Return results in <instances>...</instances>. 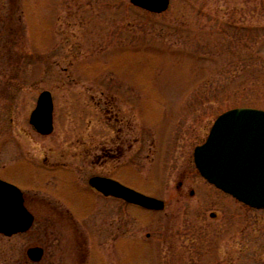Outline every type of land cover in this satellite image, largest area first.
Returning <instances> with one entry per match:
<instances>
[{"label": "rangeland", "instance_id": "1", "mask_svg": "<svg viewBox=\"0 0 264 264\" xmlns=\"http://www.w3.org/2000/svg\"><path fill=\"white\" fill-rule=\"evenodd\" d=\"M170 2L154 14L131 0H0V179L55 204L57 192L79 212L99 202L76 220L88 242L81 264H264V210L216 189L194 163L220 115L264 111V0ZM45 91L51 136L30 124ZM118 135L134 150L98 167L99 146ZM64 163L84 184L118 164L122 184L166 208L100 197L73 173L41 169ZM31 209V235H0V264H22L32 244L46 250L35 264H75L68 221Z\"/></svg>", "mask_w": 264, "mask_h": 264}, {"label": "water", "instance_id": "2", "mask_svg": "<svg viewBox=\"0 0 264 264\" xmlns=\"http://www.w3.org/2000/svg\"><path fill=\"white\" fill-rule=\"evenodd\" d=\"M132 5L154 14L169 10L170 0H131ZM54 102L43 92L30 123L38 133L51 135ZM195 165L210 184L255 210H264V111L239 108L221 115L202 146L195 150ZM90 185L106 197H115L143 209L162 212L164 201L131 189L115 180L95 177ZM192 196L194 192L191 193ZM215 217V215H212ZM34 218L24 204L23 192L0 179V235L13 237L27 233ZM29 258L43 260L42 248H30Z\"/></svg>", "mask_w": 264, "mask_h": 264}, {"label": "flooded vegetation", "instance_id": "3", "mask_svg": "<svg viewBox=\"0 0 264 264\" xmlns=\"http://www.w3.org/2000/svg\"><path fill=\"white\" fill-rule=\"evenodd\" d=\"M256 6L258 7V6H262V4L261 3H259V4H256ZM51 93V92H50ZM52 94V93H51ZM52 97H53V95H52ZM53 102H54V99H53ZM99 104H101V102L99 103ZM54 110H55V104H54ZM108 111V110H107ZM33 113V112H32ZM30 119H31V117H30ZM217 120V119H216ZM215 120V121H216ZM31 124V123H30ZM214 124H215V122H214ZM214 124H213V126H214ZM53 125H54V131H53V133L55 132V121H54V113H53ZM32 126V125H31ZM212 126V127H213ZM33 127V126H32ZM212 127H211V129H210V131L212 130ZM34 128V127H33ZM35 129V128H34ZM35 131H36V129H35ZM37 132V131H36ZM38 133V132H37ZM52 133V134H53ZM210 133V132H209ZM39 135H41L40 133H38ZM51 134V135H52ZM51 135H48V136H51ZM41 136H44V135H41ZM119 136V135H118ZM122 141V138L119 136L118 137V140H117V142H116V144H114V145H112V146H108V145H101V146H99V149H98V153H97V155H96V160H97V162H98V164H97V166L98 167H100V168H103V166H104V164H106L105 162H107V161H110V159H111V161H115V162H118V160L120 159V158H123L127 153H130V152H132L133 150H134V145L133 144H131V140H129L128 141V139H123V142L122 143H120L121 141ZM128 141V142H127ZM205 143V141L202 143V144H200V145H198V146H201V145H203ZM197 146V147H198ZM196 147V148H197ZM195 148V149H196ZM39 168V167H38ZM46 168L48 169V170H46V169H43V168H41L44 172H46L47 174H51V175H53V177H55V176H59V175H63V174H66V173H73L75 176H76V178H78V181L80 182V183H82L85 187H88L89 188V190L90 191H92L94 194H96L97 196H100V197H104V198H112V199H116V200H119V201H122L123 203H125L126 205H130V206H135V205H132V204H129V203H127V202H125V201H123V200H121V199H118V198H115V197H106L105 195H103L102 193H100L99 191H97L96 189H94L93 187H91V185H90V180L92 179V178H95V177H101V178H106V179H111V180H115V181H117V182H120L119 180H118V176L120 175V172H121V170L119 169V165L118 164H115V166H114V169H113V171H112V173L111 174H104V173H102V172H99V173H96V175H92L90 178H89V180H88V182L86 183V184H84L83 183V180H82V178L80 179L79 178V175H77L76 173H75V170H73V169H68V167L66 166V164L64 163V164H55V165H48V167L46 166ZM126 168H128V167H126ZM125 169V168H124ZM124 169H122V170H124ZM197 170V169H196ZM198 171V170H197ZM199 173V172H198ZM72 174V175H73ZM199 175H200V173H199ZM201 176V175H200ZM202 177V176H201ZM203 178V177H202ZM204 179V178H203ZM205 180V179H204ZM206 181V180H205ZM183 182H184V180L182 179V181H180V183L178 184V188L180 189V188H182L183 187ZM207 182V181H206ZM121 183V182H120ZM122 184V183H121ZM124 185V184H123ZM53 191V190H52ZM23 192V191H22ZM55 193V195L57 196V197H59V201H61V202H58V203H53V202H51V201H47V200H39V199H37V198H33V197H28L27 196V192H23V195H24V204H25V207H26V209L28 210V212H30V214L33 216V218H34V223H33V226H32V228L27 232V233H24V234H19V235H31L32 233V231H33V228H34V226H35V224H36V222H37V220H38V218H37V216H36V214L32 211V207L35 205V206H37V205H40V207H42V208H49V206H50V208L53 210H51V217L50 218H52L53 217V219L55 220H62V222H63V224H65L66 225V221H68V224L70 225V230L71 231H69L68 233H66V235H65V242L67 243L66 244V252H68L69 253V257L70 256H72L73 257V259H74V262H75V264H81L80 263V261L81 262H83L84 261V259H85V261H86V258H87V237H86V235L82 232V230L78 227V223L76 222V220H78V219H82V218H88V217H90L91 218V213L93 214V212L96 210L97 212H98V208H99V202L98 201H94L93 202V205H91L86 211H83V212H79L78 210H77V208H76V205L75 204H73V205H71V203L70 202H65V201H63L61 198H60V196H59V194L57 193V192H54ZM145 194V193H144ZM145 195H147V194H145ZM46 203L47 204H49V206H46ZM61 207H64V210H61ZM135 207H138V206H135ZM138 208H140V207H138ZM66 209V210H65ZM140 209H142V208H140ZM90 214L91 216H88V217H86L84 214ZM96 216V215H95ZM55 220V221H56ZM35 233H33V235H34ZM94 235H92L91 234V238L93 239V240H96L97 241V239L95 238V237H93ZM30 248H42L43 250H44V257H43V259L45 258V256H46V250L43 248V247H39V246H36V244H32V246H30ZM29 248V249H30ZM28 249V250H29ZM64 249H65V247H64ZM27 250V251H28ZM27 251H26V257H25V259H23L22 261H21V263L23 264V262H25V263H27V264H35V262H33L30 258H29V256H28V254H27ZM43 261V260H42ZM63 262H66V260H63ZM40 263V262H39ZM53 263L55 264V263H57V261H56V259H54V261H53ZM65 264V263H64Z\"/></svg>", "mask_w": 264, "mask_h": 264}]
</instances>
